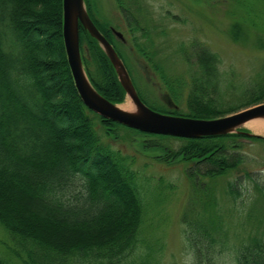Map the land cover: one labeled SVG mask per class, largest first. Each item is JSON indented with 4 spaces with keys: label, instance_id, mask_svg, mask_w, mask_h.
<instances>
[{
    "label": "trees",
    "instance_id": "16d2710c",
    "mask_svg": "<svg viewBox=\"0 0 264 264\" xmlns=\"http://www.w3.org/2000/svg\"><path fill=\"white\" fill-rule=\"evenodd\" d=\"M84 1L96 27L127 62L114 40L116 26L99 15L94 0ZM114 2L134 61L155 73L170 98L169 105L148 101L133 78L148 106L175 116L215 118L264 102V60L245 86L224 85L217 54L194 38L179 43L188 49L177 50L191 68L188 76L171 75L153 50L156 26L152 17L153 26L147 22L143 0ZM242 26L233 22V39L242 38ZM78 35L90 83L109 101L121 102L125 91L104 50L80 24ZM256 43L264 50V38L256 37ZM137 135L138 146L157 150L156 160L184 167L190 192L181 222L194 264H264V223H253L255 230L240 239L232 236L224 225L232 212L221 207L213 183L236 173L224 194L233 207L243 205L245 221L255 215L259 199L264 218V180L245 166L244 153L247 143L264 142V136L239 129L179 137L102 117L74 86L62 38V0H0V225L10 237V253L24 264H128L146 247L147 180L134 167V156L111 142L132 145ZM152 188L154 198L162 194L161 181ZM150 253L141 264H151ZM0 264L11 259L0 253Z\"/></svg>",
    "mask_w": 264,
    "mask_h": 264
},
{
    "label": "rangeland",
    "instance_id": "374dc122",
    "mask_svg": "<svg viewBox=\"0 0 264 264\" xmlns=\"http://www.w3.org/2000/svg\"><path fill=\"white\" fill-rule=\"evenodd\" d=\"M137 2L139 4V0ZM94 4L99 15L110 19L113 27L116 26L114 29L120 32L125 40L122 41L116 34L114 35L116 45L126 56L127 62L122 59L121 61L134 88L133 78L148 101L156 105H169L170 98L162 92L163 88L155 73L148 70L145 64L134 61L135 54L129 49L130 42L125 23L114 0H94ZM143 4L146 7L147 22L153 26L150 21L152 17L156 26L153 50L157 52L164 70L171 75L182 78L188 76L191 68L177 50L180 47L188 49L187 45L179 46V43L194 38L217 54L224 85H233L237 89L245 86L264 60V50L256 43V37L264 38V0H143ZM235 20L243 24L242 38L237 40L233 39L230 33ZM160 29L163 31L162 34L159 33ZM126 101L132 103L127 94L116 104L121 105ZM180 105L184 107L182 102ZM251 120L241 124L237 130L243 129L264 136V132H257L252 128ZM138 139L140 136L137 135L132 145L127 140L111 142L113 147L134 156V167L140 172L142 179L147 180L144 197L145 201L150 203L142 230L146 247L138 248L126 263L141 264L149 249L151 253L148 262L151 264H194L192 251L185 240L184 224L181 222V214L190 192V181L186 177L184 167L179 163L166 164L156 160L157 150L142 148L140 144L138 146L136 143ZM244 153H247L245 166L255 170L259 178L264 180V142L247 143ZM235 175L236 173L218 177L213 183L221 207L228 213L232 212L224 225L231 230L232 236L240 239L246 230H255L252 228L255 226L253 223L259 221L262 225L264 218L261 214L262 202L259 199L254 201L256 211L252 218L256 220L251 222L249 221L252 218L245 221V216L242 217L243 205L236 207L231 205L223 189L226 182L232 180ZM160 181L162 194L154 198L152 186ZM170 185L172 188L168 187ZM251 197L254 199L255 195L251 193ZM9 244L10 237L0 225V253L9 256L11 264H24L9 252Z\"/></svg>",
    "mask_w": 264,
    "mask_h": 264
},
{
    "label": "water",
    "instance_id": "95a60500",
    "mask_svg": "<svg viewBox=\"0 0 264 264\" xmlns=\"http://www.w3.org/2000/svg\"><path fill=\"white\" fill-rule=\"evenodd\" d=\"M79 24L97 40L109 58L125 94L134 110L122 109L102 96L90 83L79 51ZM120 39V32L112 29ZM62 38L70 74L82 102L95 113L125 126L156 134L179 137H200L235 132L246 121L264 118V102L221 117L193 118L161 113L146 105L138 96L133 83L111 43L99 31L87 12L84 0H62Z\"/></svg>",
    "mask_w": 264,
    "mask_h": 264
},
{
    "label": "bare ground",
    "instance_id": "6f19581e",
    "mask_svg": "<svg viewBox=\"0 0 264 264\" xmlns=\"http://www.w3.org/2000/svg\"><path fill=\"white\" fill-rule=\"evenodd\" d=\"M119 106L125 110H133V104L130 101H126L125 103ZM250 124L255 131L264 132V118L253 119V121L251 120Z\"/></svg>",
    "mask_w": 264,
    "mask_h": 264
},
{
    "label": "flooded vegetation",
    "instance_id": "af4514ba",
    "mask_svg": "<svg viewBox=\"0 0 264 264\" xmlns=\"http://www.w3.org/2000/svg\"><path fill=\"white\" fill-rule=\"evenodd\" d=\"M137 91V90H136Z\"/></svg>",
    "mask_w": 264,
    "mask_h": 264
}]
</instances>
